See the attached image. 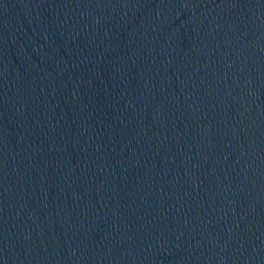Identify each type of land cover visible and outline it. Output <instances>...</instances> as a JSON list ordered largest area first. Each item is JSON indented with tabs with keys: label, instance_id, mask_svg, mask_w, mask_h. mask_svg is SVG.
Returning a JSON list of instances; mask_svg holds the SVG:
<instances>
[{
	"label": "water",
	"instance_id": "water-1",
	"mask_svg": "<svg viewBox=\"0 0 264 264\" xmlns=\"http://www.w3.org/2000/svg\"><path fill=\"white\" fill-rule=\"evenodd\" d=\"M0 264H264V0H0Z\"/></svg>",
	"mask_w": 264,
	"mask_h": 264
}]
</instances>
